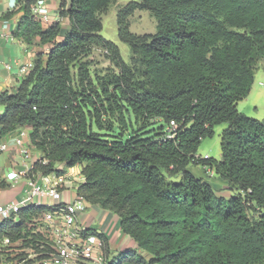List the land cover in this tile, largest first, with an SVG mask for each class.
Wrapping results in <instances>:
<instances>
[{
	"label": "trees",
	"instance_id": "1",
	"mask_svg": "<svg viewBox=\"0 0 264 264\" xmlns=\"http://www.w3.org/2000/svg\"><path fill=\"white\" fill-rule=\"evenodd\" d=\"M35 1L2 16L21 12L13 36L50 45L11 91L0 92V136L27 127L41 153L29 176L81 166L77 195L117 214L121 231L149 255L126 249L109 259L107 237L85 229L102 240L106 264H264V118L237 109L264 60V0L133 1L117 14L130 63L100 34V15L115 0L62 1L65 32L60 22L42 27ZM136 9L152 13L155 33L129 30ZM95 47L116 70L92 74L83 59ZM170 121L177 128L166 138ZM222 123L220 160L197 156ZM190 164L208 165L237 194L218 195ZM59 205L29 204L16 220L0 221V250L48 258L41 216Z\"/></svg>",
	"mask_w": 264,
	"mask_h": 264
},
{
	"label": "crops",
	"instance_id": "2",
	"mask_svg": "<svg viewBox=\"0 0 264 264\" xmlns=\"http://www.w3.org/2000/svg\"><path fill=\"white\" fill-rule=\"evenodd\" d=\"M20 1L0 0V92L4 90L11 91L24 76L19 72V67L31 63L37 51L43 50L46 52L50 47V45H38V38L34 40L33 45H28L13 36L12 33L20 20L21 12L14 13L9 18H2V16L6 12L15 9ZM42 1V7L37 14L42 27L47 28L56 22H60L62 32L67 31L69 29V19L68 17L60 18L59 9L62 1H65L66 5H68L70 0ZM7 65H11L12 68L8 70L6 68ZM15 134L16 131H12L7 135L0 136V142L6 141L8 143L7 149L0 152V180H4L7 183L6 187L0 188V205L19 201L28 191L26 176L21 173L24 165L21 161L18 147L12 140ZM23 141L25 143L29 142V130L28 136L24 137ZM31 153L35 158L41 157L40 151L34 147H31ZM80 170V165L65 170L63 174L65 181L57 187L60 192V198L55 199L51 196H40L34 202L38 205H59L76 199L78 196L76 190L80 182L76 185H72V183L78 181L80 176H82ZM188 170L193 174L189 166ZM35 177L37 181L42 180V176L39 174H36ZM84 205L85 209L77 214L78 224L83 229H93L107 237L111 251L109 259L126 249L136 251L146 258H149L146 252L138 248L136 241L132 237L121 231L120 218L117 214L103 209L98 204H90L85 200ZM33 257L29 255L28 260L33 259ZM18 264H35V260H31L30 262L23 261Z\"/></svg>",
	"mask_w": 264,
	"mask_h": 264
},
{
	"label": "built area",
	"instance_id": "3",
	"mask_svg": "<svg viewBox=\"0 0 264 264\" xmlns=\"http://www.w3.org/2000/svg\"><path fill=\"white\" fill-rule=\"evenodd\" d=\"M42 4V0H36L31 5V12L37 16ZM32 65L33 63L31 62L20 66L19 72L25 75ZM6 68L10 70L12 66L7 65ZM176 128L177 124L174 121H170L166 127V138H172ZM28 130L29 128L27 127H19L16 129V134L12 139L18 147V152L24 165L21 173L26 176L28 191L19 201L0 205V221L10 216H14L16 220L21 208L29 204L38 205L34 202L37 197L51 196L55 199L60 198V192L57 187L65 181L63 174L56 175L51 173L42 175L41 173H35L32 177L29 176L34 162L40 158H35L31 153L32 146L30 142L25 143L23 141L24 137L28 136ZM7 146L8 143L6 141L0 142V152L5 151ZM36 174L42 176L41 181L36 180ZM84 209V199L81 196H77L73 201L60 204L56 210L45 212L41 216V220L47 227V233L52 242L53 253L48 258L35 260V264H106L107 259L103 254L102 240L95 234L86 232L78 224L77 214ZM30 256L34 255L30 254Z\"/></svg>",
	"mask_w": 264,
	"mask_h": 264
},
{
	"label": "rangeland",
	"instance_id": "4",
	"mask_svg": "<svg viewBox=\"0 0 264 264\" xmlns=\"http://www.w3.org/2000/svg\"><path fill=\"white\" fill-rule=\"evenodd\" d=\"M139 0H115L103 12L100 17L102 21V28L100 34L107 40L114 42L120 51L122 59L130 63L132 54L128 45L122 42L118 37L117 14L119 10L127 4ZM129 30L137 35L153 34L156 32V20L149 10L136 9L127 17ZM83 60L90 61V69L92 74L105 73L109 69H114L110 62L109 54L102 47H95L93 51ZM237 109L239 112L255 117L257 119L264 118V60L259 59L256 63L254 73V81L248 95L237 102ZM226 127L225 123L218 124L214 127V134L211 137H206L201 140L197 149V156L201 158H209L220 160V132ZM189 169L197 177H202L207 180L215 189V192L224 197L236 195L235 190H231L227 183L220 179L208 165L205 167L201 164H190ZM212 171V172H211ZM82 176L78 181L73 182L76 185L82 182ZM22 253V254H21ZM29 253V254H28ZM32 254L30 250L21 251L17 246L7 247L0 250V264H18L22 261L28 262L29 255ZM20 257H24L21 260Z\"/></svg>",
	"mask_w": 264,
	"mask_h": 264
}]
</instances>
